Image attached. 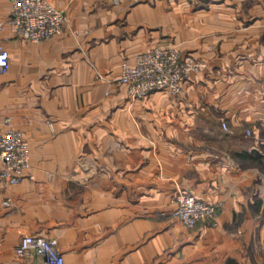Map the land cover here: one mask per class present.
I'll use <instances>...</instances> for the list:
<instances>
[{"label": "crops", "instance_id": "1", "mask_svg": "<svg viewBox=\"0 0 264 264\" xmlns=\"http://www.w3.org/2000/svg\"><path fill=\"white\" fill-rule=\"evenodd\" d=\"M50 1L63 31L33 43L0 0V128L12 120L30 161L0 181V264H28L13 248L38 233L64 264H264V0ZM172 44L206 62L177 94L98 79ZM181 191L221 202L217 224L171 217Z\"/></svg>", "mask_w": 264, "mask_h": 264}, {"label": "built area", "instance_id": "2", "mask_svg": "<svg viewBox=\"0 0 264 264\" xmlns=\"http://www.w3.org/2000/svg\"><path fill=\"white\" fill-rule=\"evenodd\" d=\"M9 1L11 13L7 24L16 38L37 43L62 33L65 12L50 0ZM205 67V61L182 54L175 44L157 45L138 54L133 63H123L116 75L106 77L98 73V79L116 86L126 85L135 98H144L155 91L179 93L188 77ZM8 68L9 53L0 42V73ZM221 127L229 131L226 122L222 121ZM29 167L28 141L7 117L0 128V181L5 185L16 184ZM172 202L175 207L169 215L179 219L187 229H194L200 223L215 226L222 210L221 202H205L185 191L176 193ZM4 204L9 205L10 201ZM13 252L16 259L27 260L28 264H64L57 239L40 233L22 235Z\"/></svg>", "mask_w": 264, "mask_h": 264}, {"label": "trees", "instance_id": "3", "mask_svg": "<svg viewBox=\"0 0 264 264\" xmlns=\"http://www.w3.org/2000/svg\"><path fill=\"white\" fill-rule=\"evenodd\" d=\"M251 153H247L248 156H250ZM243 155H246V153H244ZM225 264H238L234 259L229 258L226 260Z\"/></svg>", "mask_w": 264, "mask_h": 264}, {"label": "rangeland", "instance_id": "4", "mask_svg": "<svg viewBox=\"0 0 264 264\" xmlns=\"http://www.w3.org/2000/svg\"><path fill=\"white\" fill-rule=\"evenodd\" d=\"M228 126V125H227ZM157 218V217H156ZM175 218V217H174ZM175 219H177V218H175ZM177 220H179V219H177ZM187 229V228H186Z\"/></svg>", "mask_w": 264, "mask_h": 264}]
</instances>
